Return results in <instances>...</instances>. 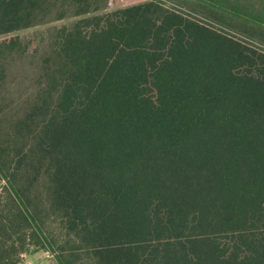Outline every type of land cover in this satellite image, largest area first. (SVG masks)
I'll return each mask as SVG.
<instances>
[{
    "label": "trees",
    "instance_id": "1",
    "mask_svg": "<svg viewBox=\"0 0 264 264\" xmlns=\"http://www.w3.org/2000/svg\"><path fill=\"white\" fill-rule=\"evenodd\" d=\"M100 1L0 0V264H264V54L160 0Z\"/></svg>",
    "mask_w": 264,
    "mask_h": 264
},
{
    "label": "rangeland",
    "instance_id": "2",
    "mask_svg": "<svg viewBox=\"0 0 264 264\" xmlns=\"http://www.w3.org/2000/svg\"><path fill=\"white\" fill-rule=\"evenodd\" d=\"M137 2L142 0H135ZM165 3L167 6L183 10L185 12H189L194 15L196 18L200 19L202 22L206 23L208 26L219 30L221 32H226L232 38L236 40H240L246 45L254 48L257 53L264 54V24L258 21H253L247 18H236L232 15L226 14L223 17H214L211 13L206 12L202 9V7L198 4L197 0H160ZM242 3V6L246 12L252 14L255 17L254 20L260 16L264 19V0H239ZM119 0H101L98 4H93L91 7H96L97 5L104 8L108 7L111 4H117ZM73 4L60 5L57 4L56 8L63 9L65 6L67 8H73ZM110 10V9H108ZM71 19H63L51 21L49 23L39 24L36 26H32L30 28H25L15 32L14 34L20 35L25 41L34 40L32 46L34 47L37 44V41L43 39L50 33L51 29L54 26H60L62 24H69L72 22ZM251 33V34H249ZM21 70L14 71L10 75L9 86L12 87V90L18 88V80L14 81V78L22 77ZM25 264H57L54 256L51 253L45 251H36L31 254H27L25 256Z\"/></svg>",
    "mask_w": 264,
    "mask_h": 264
}]
</instances>
